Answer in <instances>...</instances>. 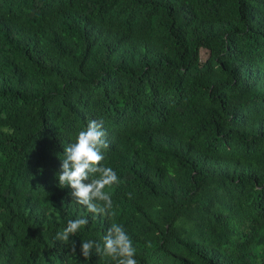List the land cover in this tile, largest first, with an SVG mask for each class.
Returning <instances> with one entry per match:
<instances>
[{
    "label": "trees",
    "instance_id": "16d2710c",
    "mask_svg": "<svg viewBox=\"0 0 264 264\" xmlns=\"http://www.w3.org/2000/svg\"><path fill=\"white\" fill-rule=\"evenodd\" d=\"M101 119L94 215L57 175ZM113 223L138 264H264V0H0V264H116L80 254Z\"/></svg>",
    "mask_w": 264,
    "mask_h": 264
},
{
    "label": "clouds",
    "instance_id": "9594fccd",
    "mask_svg": "<svg viewBox=\"0 0 264 264\" xmlns=\"http://www.w3.org/2000/svg\"><path fill=\"white\" fill-rule=\"evenodd\" d=\"M103 124L102 119L88 121L86 128L80 130L75 139L64 147L63 155L59 157L60 169L57 175L59 187H69L73 202L94 215L105 214L112 209V198L104 189L118 183L116 172L101 163L105 159L102 150L109 148ZM87 224L88 220L84 216L70 219L66 227L56 234L57 240L70 245L73 256L76 254V246L69 237ZM93 249L98 255L112 257L116 264H138L134 258L136 249L121 224H111L103 236L102 246L93 240L81 242L80 254L88 260Z\"/></svg>",
    "mask_w": 264,
    "mask_h": 264
},
{
    "label": "rangeland",
    "instance_id": "374dc122",
    "mask_svg": "<svg viewBox=\"0 0 264 264\" xmlns=\"http://www.w3.org/2000/svg\"><path fill=\"white\" fill-rule=\"evenodd\" d=\"M205 56H206V52H205V51H201V52H200V57L203 58V57H205Z\"/></svg>",
    "mask_w": 264,
    "mask_h": 264
}]
</instances>
